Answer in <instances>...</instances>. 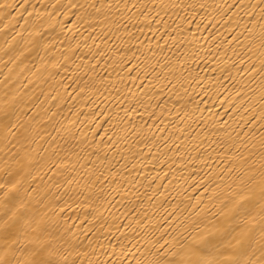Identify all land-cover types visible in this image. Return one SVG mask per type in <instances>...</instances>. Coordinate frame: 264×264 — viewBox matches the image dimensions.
<instances>
[{
    "label": "snow or ice",
    "instance_id": "6c2138e0",
    "mask_svg": "<svg viewBox=\"0 0 264 264\" xmlns=\"http://www.w3.org/2000/svg\"><path fill=\"white\" fill-rule=\"evenodd\" d=\"M0 264H264V0H0Z\"/></svg>",
    "mask_w": 264,
    "mask_h": 264
},
{
    "label": "bare ground",
    "instance_id": "6f19581e",
    "mask_svg": "<svg viewBox=\"0 0 264 264\" xmlns=\"http://www.w3.org/2000/svg\"><path fill=\"white\" fill-rule=\"evenodd\" d=\"M2 43H3V41H2V40H0V46H2ZM0 79H2V77H0Z\"/></svg>",
    "mask_w": 264,
    "mask_h": 264
}]
</instances>
